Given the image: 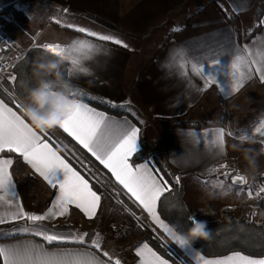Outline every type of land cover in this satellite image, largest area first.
Listing matches in <instances>:
<instances>
[{"label": "crops", "instance_id": "crops-1", "mask_svg": "<svg viewBox=\"0 0 264 264\" xmlns=\"http://www.w3.org/2000/svg\"><path fill=\"white\" fill-rule=\"evenodd\" d=\"M18 1L19 5L25 3L23 0V4ZM258 2L259 0H38V3L45 4L49 11L51 8L58 18L54 21L44 20L43 23L33 20L36 21L34 24L40 27L31 47L45 43L67 46L80 39H87L96 44L99 51L94 53L91 60L82 64L89 69L88 74L74 71L69 76V65L65 62V78L73 86L96 94L111 103L133 107L146 122L142 134L129 117L108 114L88 104L115 120H127L131 126L137 127V152L144 148L142 142L150 133L156 140L160 154L165 157L183 185L187 207L190 189L197 188L203 195H199L201 198L206 196L213 200L203 201L199 205L204 207L196 209L197 215L212 222L220 219L218 216L222 213L218 214V209L221 205L222 208H234L249 197L248 192L251 189L257 190L264 185V144L261 143L259 133H255V128L264 121V113L261 112L264 103L258 104L259 98L264 96V81L260 80L258 73L254 74L239 91L234 92L230 88V77L225 75V72H219L217 78L222 82V88L221 85L214 84L204 89V81L192 71L191 63H208L211 59L218 58L221 66L227 71V65L231 63L232 54L237 47L248 45L264 51V13L259 28L248 39L238 31L235 23L236 18L240 21L246 14L255 15ZM20 8L24 9L22 6ZM69 24L76 27L69 28ZM78 27L113 35L123 40L128 47L100 41L87 33H80L77 31ZM43 33H46L44 38ZM48 34L51 35L50 38H47ZM178 51H182V58L188 61L186 76L182 75L180 58L173 59L174 53ZM55 92H50V102ZM9 106L13 107L10 104ZM249 111H253L252 114L260 113L259 118L251 119L248 115L247 118L241 115L243 112L248 114ZM183 117L192 122H184L179 126L166 122ZM219 129L225 131L222 152L210 144L212 134ZM239 129H245V132H240ZM51 132L60 142H65L64 134L68 136L59 127L52 128ZM229 132L232 135H227ZM240 136L245 139L241 140ZM5 152H0V158L13 160L10 170L13 173L15 190L25 209L37 213L45 211L53 199L55 190L35 174L18 153H11V156L1 155ZM133 156L129 158L130 163H133ZM234 156L243 163L244 169L238 175L244 176L246 183H233L232 178L223 180L211 175L215 165ZM257 159L260 161L256 162ZM145 162L150 163L146 160L138 163ZM150 165L152 166L151 163ZM106 171L115 181L111 173L107 169ZM256 171L259 173H254ZM20 177L23 186L19 183ZM120 187L122 189V186ZM216 191L217 194H214ZM123 192L153 228L154 235L163 245V241L166 242L173 256L178 259L181 256L191 264H196L194 254L201 255L198 251L191 245L181 247L174 242L126 191ZM231 197L233 200L228 203L226 199ZM101 207L102 202L95 217ZM74 216L89 219L73 206L70 207L67 217H59L55 221L45 223L49 226L54 224L61 231H75L67 226ZM258 220L264 221V218ZM10 227L0 225V243L26 240L43 243L39 237L9 231ZM5 232L8 233L7 236L3 235ZM144 243L168 260L169 264H173L146 241H140L127 251L128 258L125 255L119 258L121 264H140L141 258L136 249ZM46 247L75 246L50 247L46 244ZM115 259L118 258L114 257Z\"/></svg>", "mask_w": 264, "mask_h": 264}, {"label": "snow or ice", "instance_id": "snow-or-ice-1", "mask_svg": "<svg viewBox=\"0 0 264 264\" xmlns=\"http://www.w3.org/2000/svg\"><path fill=\"white\" fill-rule=\"evenodd\" d=\"M68 27L76 26L69 24ZM77 31L87 33L88 36L100 41L128 47L123 40L110 34H100L84 27H78ZM38 47L53 55L65 56L69 65L67 69L69 76L74 71L88 74L89 69L82 64L91 60L94 53L99 51V47L87 39L73 41L67 46L45 43ZM183 55L182 51H178L174 53L173 59L180 58L182 75L186 76L188 61L182 58ZM191 68L203 79L204 89L214 84L221 85L222 88L217 73L225 72V75L230 77V88L235 92L239 91L254 74L258 73L260 80L264 81V51L248 45L243 48L237 47L232 54L231 63L227 65V71L221 66L218 58L211 59L208 63L192 62ZM10 79L16 78L12 76ZM9 100L13 107L0 99V152L18 153L34 173L55 191L45 211L37 213L26 210L15 190L16 185L10 170L13 160L0 158V225H10L9 231L30 234L43 241L0 243L2 264H121L119 259L114 260L105 249L99 233L92 237L87 232L61 231L54 224L49 226L45 223L55 221L59 217H67L70 207L73 206L91 219L97 213L103 194L94 190L89 180L73 167L58 147L53 146L47 131H39L32 126L23 112L26 102L18 100L12 94H9ZM56 127L72 137L103 165L122 189L173 240L169 224L158 213V201L165 192L171 191L168 182L150 163L129 162V158L137 152L139 133L137 127L131 126L127 120H115L79 99L74 103L68 116ZM255 133L264 137V121L255 128ZM227 135L230 136L232 133L229 132ZM224 136V129H219L212 134L210 140V144L221 152L224 148ZM239 138L245 139L244 136ZM261 143L264 144V140H261ZM220 167L224 168L226 165L221 164ZM232 181L246 183L242 175L233 176ZM113 191L116 196L120 195L115 189ZM248 195L251 197L252 192L249 191ZM190 217L192 216L188 219L192 223ZM3 235L7 236L8 233L5 232ZM46 244H71L75 247L49 248ZM178 244L181 247L189 246ZM136 252L141 258L140 264H169L168 260L153 251L147 243L138 247ZM194 258L196 264H264V258L244 255L239 251L216 258H206L195 253Z\"/></svg>", "mask_w": 264, "mask_h": 264}, {"label": "trees", "instance_id": "trees-1", "mask_svg": "<svg viewBox=\"0 0 264 264\" xmlns=\"http://www.w3.org/2000/svg\"><path fill=\"white\" fill-rule=\"evenodd\" d=\"M17 0H0V16L6 15L13 19H25L27 16L15 7ZM255 16L262 18L264 13V0H260L255 10ZM223 13L224 10H223ZM259 26L249 33L247 39L254 35ZM46 51L40 47H32L28 49L22 58L14 65L11 74L6 78H0V97L7 101L10 105L13 104L9 100V94L14 95L18 100L25 101L28 106H31L38 112H46L48 104L43 109L31 102L29 98V90L39 88L43 82L53 81L54 78L45 76L43 73L33 74L32 68L35 62L43 59L42 54ZM52 55L51 53H48ZM16 79L12 80L10 77ZM77 90V99L86 102L87 104L105 111L108 114L116 116L129 117L136 126L144 133L146 126L142 116L128 104H114L96 94L74 86ZM59 86L52 83L49 91L58 90ZM80 93H83L81 95ZM185 117L169 119L166 122L172 126H179L184 122H192ZM194 123V122H193ZM49 140L54 147H58L61 154L75 167L86 179L89 180L93 189L102 193L101 202L104 205L110 206L117 210H121L123 216L127 219L128 227L121 232V237L129 233V229L136 226V220L131 213H139L131 204L130 199L123 192L121 187L111 178L106 169L96 161L85 149L77 145L72 139L64 134V141L60 142L52 132H48ZM145 142H142L144 147ZM69 147H74L81 155L76 157ZM3 156H11V153L5 152ZM149 161L152 166L163 175L168 182L171 191L165 192L158 202V213L161 218L169 225H174L178 232H187L191 226L189 216L191 213L185 202V193L182 184L177 180V174L172 170L166 161L165 157L158 154L156 151L151 154H143V149L139 150L132 159V162ZM120 192L119 196L115 192ZM122 202V203H121ZM233 210L225 208L223 210V218L212 221L207 224L210 231V236L207 240L197 239L191 246L201 255L208 258H216L218 256L229 255L233 251H239L244 255H251L255 258H264V222L251 220L247 216L236 217L232 214ZM70 224H67V226ZM139 229V228H138ZM92 236V231L88 232ZM140 241L148 242L162 256L169 259L173 264H181L176 257L162 244V242L149 230L140 229ZM138 241L137 243H139ZM48 246H75L71 244H53Z\"/></svg>", "mask_w": 264, "mask_h": 264}, {"label": "rangeland", "instance_id": "rangeland-1", "mask_svg": "<svg viewBox=\"0 0 264 264\" xmlns=\"http://www.w3.org/2000/svg\"><path fill=\"white\" fill-rule=\"evenodd\" d=\"M23 1H25L24 4H23L22 0L18 1L23 5L17 4V1H16L15 7L17 9L21 10L27 16V18L17 20V19H13L11 17H8L6 15L0 16V30L5 35L12 38L15 47L21 53V58L23 57V55L25 54V52L28 49L32 48L31 46L33 45V41L35 40V35H38V33H39L40 25H36L34 23L36 21L43 23L44 20L47 21L49 19L51 21L52 20L54 21V20H57V18H58L57 15L54 13V11L51 10V8L49 11L47 9L46 5L38 3V0H23ZM28 5H30V6H28ZM20 6H22L24 9L20 8ZM28 13H29V15H28ZM231 19L233 20L234 17H231ZM33 20H36V21L33 22ZM260 21H261V19L259 20V17L255 16L254 14L251 13V14L244 15L243 18L240 19V21L238 20V18H236L235 23L237 24L236 26H237L238 31H240L241 34L246 35V37H247V35H249L250 32H252L254 29H256L259 26ZM176 29H179V27L178 28L176 27ZM42 36H43V38L46 37V33H43ZM50 37H51V35L49 36V34H48L47 38H50ZM157 38L160 39V37H157ZM29 40H31V41H29ZM150 54L151 53H149V55ZM10 74H11V72L8 75H10ZM263 103H264V96L259 98L258 104H263ZM261 112L264 113V107H263V109H261ZM252 113H253V111H249L248 114L243 112V113H241V115L245 116V118H247V115L251 119L259 118L260 113L259 114H256V113L252 114ZM203 119H205V117ZM46 131L51 132L52 129H48ZM238 131L245 132V129H239ZM259 137L261 138V140H264V137L260 136V134H259ZM249 141H251V140H249ZM144 142H145V144H144V148H143V154L147 155V154L154 153L155 151L158 154L160 153L158 148H157V145L155 143L156 140L154 137L153 138L151 137L150 133L148 134V136L144 140ZM69 148H70V151L76 157L80 158L81 155L78 153V151H76V149L74 147H69ZM259 161L260 160L257 159L256 162H259ZM224 162H221L219 164H222ZM226 162H233L235 164V167L238 169V171L240 173L244 169L242 161L239 160V158L236 159L235 156L233 158H229ZM219 164H217V165H219ZM214 167L211 170V172H212L211 175H213L214 178L223 179V180L228 179V178H225L222 176L215 175L214 174ZM254 173H259V171H256ZM19 183H21V186H23V182H22L21 177L19 178ZM249 183H250V180H249ZM247 186H248V184H246V187ZM263 186L264 185H262V187ZM262 187H260V188H262ZM183 189H184V187H183ZM219 190L221 192L220 188H219ZM250 191L253 193L255 190L252 191V189H251ZM184 193H185V191H184ZM214 194H217V191ZM218 194H220V193H218ZM199 195H202V193H200L197 188L189 190L188 198H187L189 211L191 213V216L194 215L196 220L206 221L208 224L211 221L207 220L206 218L201 217L200 215H197L198 212L196 209L201 206L199 204L203 203V201L206 202L208 200L209 201H213V200H211L209 197H206V196L201 198ZM220 195H222V194H220ZM232 198L233 197L227 198L226 201L228 203H230L233 200ZM249 198H250V196L244 202H242V203L240 202L234 208H232L230 206H224L222 208L223 205H221V207L218 209V211H219L218 214L221 212L222 215L218 216V217L220 219H222L223 218V210L225 208H230L233 210V212H232L233 216H236V217L247 216V217L251 218V220H255L258 222H264V221L258 220L259 218H256L254 216L247 214V211H246V209H244L243 205L246 201H248ZM201 207H204V206H201ZM133 213H135V212L133 211L131 213V215L134 216V218L136 220V226H133L132 228H130L129 233L126 234L124 237H121L120 235H121V232L125 229V227H128L127 219L123 216L121 210H117L115 208H112V207L104 205V204H102L101 210L96 217L91 218V219H83V218H77L76 216H74L72 221H69L70 225H68V227L75 229V231H79V232H87L88 233L89 231H92V237H94L97 233H99V236L102 240L103 246L105 247L106 250H108L110 252V255H112L113 258L115 257V258L119 259V258L123 257L124 255L128 258L127 254L129 252V250L135 244H137L138 241H140L142 239V237L140 236V233H139L140 229L149 230L150 233L152 232L154 234L153 228L148 225V223L145 221L143 216L140 213H135V215H133ZM213 217H215V216H213ZM163 243H164V246L173 255L171 249L168 247L166 242L163 241ZM174 257L177 258V256H174ZM179 257L180 258L179 259L177 258V259L181 264H191L185 258H183L181 256H179Z\"/></svg>", "mask_w": 264, "mask_h": 264}, {"label": "clouds", "instance_id": "clouds-1", "mask_svg": "<svg viewBox=\"0 0 264 264\" xmlns=\"http://www.w3.org/2000/svg\"><path fill=\"white\" fill-rule=\"evenodd\" d=\"M49 52L42 54L43 59L34 63L33 74L43 73L45 76L54 78L53 81L43 82L39 88L29 90V98L37 108L43 109L48 104L46 112H38L31 106L25 104L23 108L24 115L31 122L32 126L39 131H46L54 128L63 121L73 108L77 101V90L73 84L65 78L63 73V65L66 62V57L63 55H49ZM54 83L59 88L49 103L50 85ZM191 226L187 232H178L174 225H169V230L173 235V241L191 245L197 239L207 240L210 236V231L207 228L206 221H198L194 215Z\"/></svg>", "mask_w": 264, "mask_h": 264}, {"label": "built area", "instance_id": "built-area-1", "mask_svg": "<svg viewBox=\"0 0 264 264\" xmlns=\"http://www.w3.org/2000/svg\"><path fill=\"white\" fill-rule=\"evenodd\" d=\"M21 58V53L15 47L11 37L5 35L0 30V78H6L12 71L15 63ZM226 167L221 168L220 165L214 167V174L225 178H231L240 174L233 162H224ZM227 173V175H225ZM264 186L255 190L252 196L243 205L247 214L256 218H264Z\"/></svg>", "mask_w": 264, "mask_h": 264}, {"label": "water", "instance_id": "water-1", "mask_svg": "<svg viewBox=\"0 0 264 264\" xmlns=\"http://www.w3.org/2000/svg\"><path fill=\"white\" fill-rule=\"evenodd\" d=\"M232 178V177H231Z\"/></svg>", "mask_w": 264, "mask_h": 264}]
</instances>
